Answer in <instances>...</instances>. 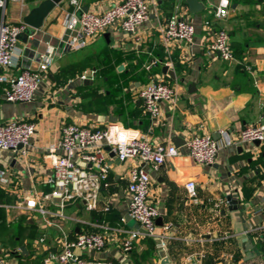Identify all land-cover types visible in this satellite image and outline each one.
I'll return each mask as SVG.
<instances>
[{"label": "crops", "instance_id": "1", "mask_svg": "<svg viewBox=\"0 0 264 264\" xmlns=\"http://www.w3.org/2000/svg\"><path fill=\"white\" fill-rule=\"evenodd\" d=\"M42 1H8L6 22H22ZM69 1L56 5L40 29L19 38L21 56L16 67L2 70L6 75L25 69L38 72L42 55L52 59L31 102L0 100L1 122L20 120L35 125L24 157L0 151V170L8 180L0 189V264H41L57 250V229L43 226L35 211L11 207H24L27 199L50 190L47 181L52 167L45 157L56 150L64 125L103 129L109 123L152 144L175 146L177 154L150 173L148 194L160 213L157 230L165 234L164 227L169 225L170 239L165 250L159 251L151 240L140 237L129 254L110 243L95 254L96 259L118 264H264V144L223 146L212 165L194 162L184 146L194 136L210 135L222 142V131L233 136L264 123V0H232L223 20L212 16L214 1L200 0L203 9L190 13L183 0L181 14L195 29L191 45L182 41L166 45L158 32L174 12L176 0H147L149 20L135 33L112 28L88 39L78 51H69L64 44L72 35L65 24L75 14ZM122 1L77 3L87 7L88 13L100 14ZM218 31L227 32L240 59L226 62L208 50ZM163 66L171 76L162 73ZM153 80L175 91L174 101L160 103L156 124L144 113L138 97ZM3 87L0 84V93ZM107 164L109 187L101 191L98 208L87 212L75 204L65 213L93 225L128 229L120 219L127 215L124 175L133 162L119 163L109 155ZM188 182L196 184L195 202L187 198ZM106 202L111 204L108 212L103 211ZM56 203L43 207L56 212ZM59 224L69 238L78 229L98 231L70 221ZM40 237L45 238L42 245L37 243ZM247 243L253 250H246Z\"/></svg>", "mask_w": 264, "mask_h": 264}, {"label": "built area", "instance_id": "2", "mask_svg": "<svg viewBox=\"0 0 264 264\" xmlns=\"http://www.w3.org/2000/svg\"><path fill=\"white\" fill-rule=\"evenodd\" d=\"M8 1L20 3L24 0H0V84L4 85L0 100L9 104H23L33 100L40 87L42 73L47 71L52 59L42 55L38 72L25 69L15 75L2 73V70H12L16 67L17 59L21 56L19 38L28 31L23 22H6ZM206 1H214L212 16L216 20H223L228 16L232 0ZM182 2L183 0H176L174 12L165 24L158 28L166 45L175 41H182L187 45L194 42L195 29L187 17L181 14ZM69 4L75 8V14H72L65 24V28L72 32L64 43L69 51L83 49L88 39L96 38L112 28L118 27L124 33L133 34L150 16L147 0H123L100 14L81 12L77 15L81 10L77 0H70ZM208 50L217 54L223 61L234 60L230 38L225 31H218L214 35L208 44ZM138 97L144 113L152 124H156L160 118V103L174 101L175 91L161 81L153 80L139 91ZM34 133L33 123L20 120L5 123L0 121V151L24 157ZM221 133L222 142L214 140L210 135L194 136L186 141L184 146L188 156L196 163L212 165L223 146L255 142L264 144V123L241 129L233 136L228 131ZM55 151H59V154ZM55 151L50 150L45 157L52 167V175L47 181L50 190L40 197L27 199L24 207L20 204L11 207L35 211L43 226L54 227L59 231L60 246L56 251L49 253L41 264H118L113 260H100L94 256L105 250L110 243H117L122 253L129 254L140 237L151 240L157 250H165L166 242L170 239V226L164 227L165 234L157 230L156 220L160 213L148 199L150 173L158 171L168 159L177 154L175 146L152 144L142 138L132 137L117 123H109L103 129L66 124L62 127ZM110 154L113 155L111 160L119 163L133 162L126 170L124 179L128 195L127 215L139 226L138 230L93 225L65 213L68 206L75 204L82 205L87 212L98 208L101 191L109 187L110 166L107 160ZM7 182L5 172L0 170V189L4 188ZM195 187V182H188L185 186L187 198L192 202H195ZM54 201L57 202L56 212L44 209V203ZM110 209L111 204L106 202L103 211L108 212ZM59 221H70L88 228L96 227L98 231L80 232L78 229L74 237L69 238ZM120 221L125 223L124 218ZM120 235L122 237H119ZM37 243L44 244L45 238L40 237ZM83 254L87 257L83 258Z\"/></svg>", "mask_w": 264, "mask_h": 264}, {"label": "water", "instance_id": "3", "mask_svg": "<svg viewBox=\"0 0 264 264\" xmlns=\"http://www.w3.org/2000/svg\"><path fill=\"white\" fill-rule=\"evenodd\" d=\"M62 1L63 0H43L42 2L39 3V5L36 8L32 9L26 16H24L22 22L28 27V31L40 29L48 14L55 8L56 5L60 4ZM185 3L188 6L190 13H197L203 9L200 0H185ZM81 12L87 13L88 8L87 7L81 8L80 12H78L77 15H80ZM162 73L163 74L167 73L168 75L171 76L170 72H168L167 66L162 67ZM255 144H259V143L255 142ZM112 156L113 155L110 154V157ZM124 221L128 224V227L130 229H136V230L139 229V226L133 220H131V218L128 215L124 217ZM156 224L161 225V218H158L156 220ZM245 248L247 251L253 250L250 243L249 244L247 243L245 245ZM23 249L24 248L21 247V250Z\"/></svg>", "mask_w": 264, "mask_h": 264}, {"label": "trees", "instance_id": "4", "mask_svg": "<svg viewBox=\"0 0 264 264\" xmlns=\"http://www.w3.org/2000/svg\"><path fill=\"white\" fill-rule=\"evenodd\" d=\"M231 48L233 50V55L236 59H240L241 56H240V52H238V48L237 46H235V44L231 43Z\"/></svg>", "mask_w": 264, "mask_h": 264}]
</instances>
